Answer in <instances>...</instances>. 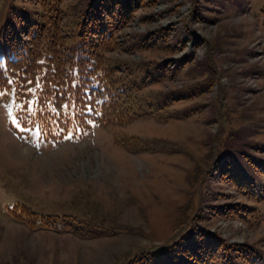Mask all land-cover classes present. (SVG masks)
Instances as JSON below:
<instances>
[{
	"label": "rangeland",
	"instance_id": "obj_1",
	"mask_svg": "<svg viewBox=\"0 0 264 264\" xmlns=\"http://www.w3.org/2000/svg\"><path fill=\"white\" fill-rule=\"evenodd\" d=\"M148 1L108 56L129 82L163 69L134 95L138 106L152 101L153 114L57 142L36 127L12 131L15 104L0 101V264H124L132 249L172 244L200 209L206 228L264 254L263 223L209 213L245 199L207 168L212 145L218 161L233 145L264 163V0ZM34 10L33 0H0V60L3 25L18 30ZM114 133L132 137L133 151ZM20 205L68 215L67 228L92 236L7 218L6 208ZM254 206L264 211V201Z\"/></svg>",
	"mask_w": 264,
	"mask_h": 264
},
{
	"label": "trees",
	"instance_id": "obj_2",
	"mask_svg": "<svg viewBox=\"0 0 264 264\" xmlns=\"http://www.w3.org/2000/svg\"><path fill=\"white\" fill-rule=\"evenodd\" d=\"M33 2L41 9L34 10L37 16L24 20L18 30L7 21L2 30L0 101L12 99L15 124L36 127L45 139L62 142L95 124L116 127L153 114L155 110L148 108L153 102L138 106L134 95L148 81L163 77V69L155 66L158 74L148 76L149 71H144L138 80L129 82L127 74H116L118 66L108 56L122 46V30L139 8L149 4L148 0ZM124 140L125 136L114 133L115 144L127 150L135 145L132 137L128 143ZM235 147L223 152L218 161L212 145L207 168L218 183H227L245 200L211 204L209 213L257 227L264 224V211L254 206L264 201V163ZM199 211L196 220L179 224L172 244L132 249L124 264H264V254L254 246L230 242L201 224ZM7 212L30 229L92 236L67 228L68 215L36 213L24 205L7 207Z\"/></svg>",
	"mask_w": 264,
	"mask_h": 264
},
{
	"label": "snow or ice",
	"instance_id": "obj_3",
	"mask_svg": "<svg viewBox=\"0 0 264 264\" xmlns=\"http://www.w3.org/2000/svg\"><path fill=\"white\" fill-rule=\"evenodd\" d=\"M66 138H69V137H66Z\"/></svg>",
	"mask_w": 264,
	"mask_h": 264
}]
</instances>
